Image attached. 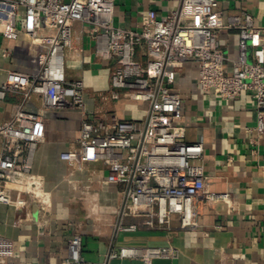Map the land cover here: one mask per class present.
Wrapping results in <instances>:
<instances>
[{
  "label": "built area",
  "instance_id": "built-area-1",
  "mask_svg": "<svg viewBox=\"0 0 264 264\" xmlns=\"http://www.w3.org/2000/svg\"><path fill=\"white\" fill-rule=\"evenodd\" d=\"M161 1L166 12L149 10L133 30L114 25L116 0H0V37L12 43L0 58L10 63L18 55L22 68L0 66V105L14 100L0 122V205L20 211L34 203L42 214L49 212L50 195L32 169L45 139V115L55 112L80 118L75 143L59 155L67 169L85 176L87 166L100 164L98 179L121 186L115 232L167 230L173 217L182 230H194L197 201H230L228 194L209 190L203 144L185 142L176 123L182 102L175 82L184 63L194 62L202 93L226 101L248 94L254 131L264 136V27L246 11L225 16L219 0ZM76 23L92 40L96 58L112 63L106 92L88 95L82 80L66 77ZM219 31L238 33L235 57L221 50ZM140 49L144 62L134 60ZM119 102L143 106V117L107 113L109 103ZM11 192L27 198L13 201ZM81 247V235L73 234L69 263L85 264ZM125 255L151 264L174 260L178 251L170 245L111 250L107 261ZM13 256V243L0 238V264Z\"/></svg>",
  "mask_w": 264,
  "mask_h": 264
},
{
  "label": "crops",
  "instance_id": "crops-1",
  "mask_svg": "<svg viewBox=\"0 0 264 264\" xmlns=\"http://www.w3.org/2000/svg\"><path fill=\"white\" fill-rule=\"evenodd\" d=\"M167 9L161 0H116L114 25L138 30L149 10L163 14ZM219 9L225 16L246 11L256 25L264 27V0H219ZM73 30V47L65 61L67 79L82 80L88 95L106 92L112 63L96 58L93 42L79 24ZM217 35L223 53L235 57L238 33ZM4 49H12V43L0 37V55ZM17 58L14 55L15 63L0 58V66L22 69ZM134 60L144 62L142 49ZM175 88L182 102L176 123L184 129V140L203 144L208 188L228 194L230 201H197L194 230H182L173 217L167 230L117 233L113 224L121 186L98 179L100 164L87 166L85 176L71 173L59 155L75 143L80 118L75 113H47L45 139L37 149L32 173L50 195L51 208L42 214L34 203L20 211L14 204L0 205V238L14 245V256L7 264H72L67 261V242L75 233L81 235L85 264H144L130 255L107 261V255L111 250L168 245L178 251V257L151 264H264V136L254 131V102L248 94L226 101L202 93L194 62L184 63ZM13 102L7 99L0 105V122L9 117ZM106 111L119 119H141L144 107L109 103ZM11 198L27 196L11 192Z\"/></svg>",
  "mask_w": 264,
  "mask_h": 264
}]
</instances>
